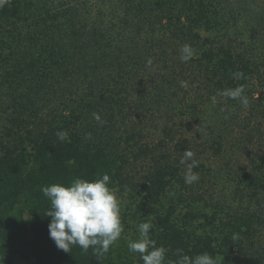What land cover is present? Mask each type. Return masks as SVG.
<instances>
[{"label":"trees","instance_id":"1","mask_svg":"<svg viewBox=\"0 0 264 264\" xmlns=\"http://www.w3.org/2000/svg\"><path fill=\"white\" fill-rule=\"evenodd\" d=\"M233 5L232 0H4L0 264H16L17 256L34 264H143L127 243L139 239L137 226L144 222L152 226L149 237L156 245L168 249L171 264L177 248L189 256L206 252L217 264H233L241 254L250 264H263L257 258L264 259V243L261 249L255 246L262 229L259 213L221 218L217 211L210 214L195 206L181 162L186 151L196 150L190 137L176 140L175 126L164 124L160 144L167 149L135 180L126 169L130 156L124 144H139L137 155L154 151L137 142L143 111L124 129L127 122L118 117L128 95L145 84V67L161 72L151 71L147 85L157 89L159 98L165 84H175L178 74L189 69L205 79L201 98L240 85L245 95L252 94L249 86L264 71L248 47L232 37L240 12ZM185 45L192 56L182 62ZM189 104L190 110L196 109L195 102ZM93 113L100 115L102 125ZM173 119L168 113L167 120ZM58 131H66L68 138L60 141ZM222 146L221 141L211 145L216 153ZM259 158L254 168L260 171L247 176L253 190L264 187V157ZM203 167L198 163L193 170ZM105 173L113 191L129 192L120 213L121 238L107 253L91 247L86 253L79 247L65 253L49 236L51 217L45 213L50 201L41 188L67 185L75 178L93 181ZM182 204L187 209L179 214Z\"/></svg>","mask_w":264,"mask_h":264},{"label":"rangeland","instance_id":"2","mask_svg":"<svg viewBox=\"0 0 264 264\" xmlns=\"http://www.w3.org/2000/svg\"><path fill=\"white\" fill-rule=\"evenodd\" d=\"M232 4L240 11L237 12L239 21L232 29V37L248 47L249 52L262 64L261 70L264 71V0H232ZM144 70L146 71L142 79L145 84L138 85L137 90L128 95L123 106H120L118 117L127 122L123 125L124 129L126 126H132L129 120L138 119L137 114L143 111V120L138 125L142 137H137L141 140L136 141L148 144L154 152L137 155L139 144L134 141L124 144L130 156L127 172L135 180L141 179L149 172L155 158L167 149L160 144L164 140L162 126L168 123L174 125L176 140L188 136L196 146L192 158H183L184 173H189L188 166L192 159L204 165L200 168L201 172L191 169V172L198 176V179L189 185L195 195V206L202 207L210 214L217 211L218 217L221 218L259 213L263 218L260 225L262 229L255 240V246L261 249L264 243V187L262 184L253 190L247 186V176L251 171H260L261 167L255 169L254 166L257 167L259 156L264 157V75L257 77L254 85L249 86L252 94L246 95L249 102L245 107L238 100L227 102L226 98H222L223 96L218 94L219 91L215 90V94L199 97V92L205 90V79L200 74L194 76L191 69L183 75L178 74L175 84H165L164 93L159 98L156 96L157 89L147 87L151 79L150 72L159 73L157 67H145ZM193 102L196 109L192 111L188 103L191 105ZM168 113L174 116L173 120H167ZM220 135L223 137L220 138ZM218 141L223 143L221 153H216L211 147ZM199 143L203 145L198 146ZM203 147H207L206 151L200 152ZM256 191L258 192L254 195ZM114 193L120 202L121 213L125 209L124 203H127L126 196L129 192L117 189ZM186 209L182 204L178 213L181 214ZM133 229L129 228L132 235ZM257 259L264 264L263 258ZM16 264L34 263L17 256ZM233 264L250 262L245 254H241L234 258Z\"/></svg>","mask_w":264,"mask_h":264},{"label":"clouds","instance_id":"3","mask_svg":"<svg viewBox=\"0 0 264 264\" xmlns=\"http://www.w3.org/2000/svg\"><path fill=\"white\" fill-rule=\"evenodd\" d=\"M3 2L4 0H0V6H3ZM191 56L190 46L185 45L180 49L182 62L188 61ZM148 63L150 64L151 60ZM237 75L243 78V73ZM244 92V86L240 85L218 94L238 100L246 107L249 101ZM93 118L101 125L104 123L97 113H93ZM56 135L60 141L68 138L66 131H58ZM87 138L90 139L91 135L87 134ZM184 157L192 158L193 153L186 151ZM197 166V161L192 159L188 166L189 173L185 177L186 183L191 184L198 179V176L191 172V169ZM109 183L110 176L105 173L93 181L75 178L67 185L55 183L41 188L43 195L50 201V209L46 211L45 216L51 217L48 225L49 236L58 249L70 253L73 247H79L86 253L91 247L94 252L107 253L121 238L124 226L121 222L120 202L108 186ZM151 227L147 222L137 226L139 239L128 241L129 252L138 253L143 264H171L167 261L168 249L162 245L157 246L149 237ZM175 256L174 264H217L206 252L189 256L183 249L177 248Z\"/></svg>","mask_w":264,"mask_h":264}]
</instances>
